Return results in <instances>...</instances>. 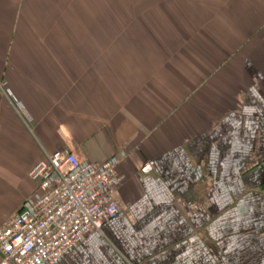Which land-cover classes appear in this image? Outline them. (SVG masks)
Returning <instances> with one entry per match:
<instances>
[{
    "label": "crops",
    "instance_id": "1",
    "mask_svg": "<svg viewBox=\"0 0 264 264\" xmlns=\"http://www.w3.org/2000/svg\"><path fill=\"white\" fill-rule=\"evenodd\" d=\"M112 1L0 0V227L71 151L120 212L61 264H264V0Z\"/></svg>",
    "mask_w": 264,
    "mask_h": 264
},
{
    "label": "built area",
    "instance_id": "2",
    "mask_svg": "<svg viewBox=\"0 0 264 264\" xmlns=\"http://www.w3.org/2000/svg\"><path fill=\"white\" fill-rule=\"evenodd\" d=\"M117 164L83 163L71 151L46 153L28 173L39 195L0 227V264H61L87 236L101 232L120 212ZM154 167L147 162L141 172L149 175Z\"/></svg>",
    "mask_w": 264,
    "mask_h": 264
},
{
    "label": "rangeland",
    "instance_id": "3",
    "mask_svg": "<svg viewBox=\"0 0 264 264\" xmlns=\"http://www.w3.org/2000/svg\"><path fill=\"white\" fill-rule=\"evenodd\" d=\"M128 1H129V0H127V2H128ZM110 2L113 3L112 0H110ZM122 2H123V0H115V3H116V4H121ZM100 3H101V4H105V5H107V0H100ZM135 15H137V13H136Z\"/></svg>",
    "mask_w": 264,
    "mask_h": 264
}]
</instances>
